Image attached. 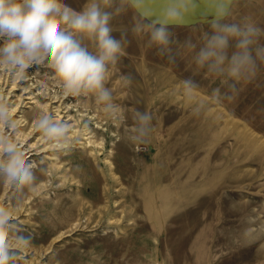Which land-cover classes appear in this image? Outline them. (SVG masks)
I'll return each mask as SVG.
<instances>
[{"label": "rangeland", "instance_id": "rangeland-1", "mask_svg": "<svg viewBox=\"0 0 264 264\" xmlns=\"http://www.w3.org/2000/svg\"><path fill=\"white\" fill-rule=\"evenodd\" d=\"M62 2L81 11L88 0ZM152 13L159 15L158 5ZM203 13L198 7L185 27L173 29L174 38L199 46L209 30ZM244 17L264 28V0H236L228 21ZM135 20L129 9L111 21L117 39L127 31L106 82L125 109L122 124L93 96L63 97L44 65L29 68L25 81L0 66V96L13 109L15 135L36 176L16 199L0 178V204L33 237L16 264H264V63L232 100H217L213 90L227 89L196 70L193 52L181 49L169 64L147 47V36L132 33ZM128 74L130 88L120 79ZM188 78L198 85L192 100L183 94ZM132 109L153 115L146 145L130 140ZM40 114L70 125L67 154L35 131Z\"/></svg>", "mask_w": 264, "mask_h": 264}, {"label": "clouds", "instance_id": "clouds-1", "mask_svg": "<svg viewBox=\"0 0 264 264\" xmlns=\"http://www.w3.org/2000/svg\"><path fill=\"white\" fill-rule=\"evenodd\" d=\"M236 0H88L81 11L62 0H0V66L9 69L15 79H28L27 70L44 65L51 69L53 80L63 97L93 96L95 103L112 121H126L125 109L114 102L113 90L106 87L109 73L124 54L127 31L117 39L111 21L129 9L136 13L131 31L147 36L146 45L156 54L175 64L181 49L193 52L196 70L219 78L226 87L213 97L232 100L238 84L251 81L264 63V28L250 18L229 22ZM159 6L153 18L152 6ZM203 7L202 24L208 26L197 46L191 39L182 43L174 38V28L185 27ZM111 9V10H108ZM88 41L94 51L89 50ZM122 86L130 88L131 74L121 76ZM183 94L194 98L198 85L191 78L182 81ZM197 107L196 111H199ZM135 145H146L152 132L153 115L148 111L131 110ZM86 127V125H85ZM34 129L53 149L70 151V125L50 114H40ZM18 121L6 97L0 96V178L16 199L36 181L33 165L26 160L19 139ZM33 246V237L26 235L14 220L13 212L0 204V264H16L22 251Z\"/></svg>", "mask_w": 264, "mask_h": 264}, {"label": "bare ground", "instance_id": "bare-ground-1", "mask_svg": "<svg viewBox=\"0 0 264 264\" xmlns=\"http://www.w3.org/2000/svg\"><path fill=\"white\" fill-rule=\"evenodd\" d=\"M57 94H58V92H57ZM56 93H55V97H53V99L54 100H56V99H58L60 96H56L57 95ZM47 96H49V95H47ZM60 101V100H59ZM53 102V101H52ZM43 107V106H42ZM41 106H40V108H42ZM44 107H46V111H47V113L49 112V109H48V107L47 106H44ZM44 109V108H43ZM52 109V108H51ZM45 111V110H44ZM43 111V112H44ZM62 111V110H61ZM58 112V111H57ZM52 114V113H51ZM59 116V115H58ZM58 120H60V119H58ZM86 130H88V129H86ZM96 130V129H95ZM93 131V130H92ZM98 131V130H97ZM84 132H85V130H84ZM91 132V131H90ZM99 132V131H98ZM97 132V133H98ZM94 133V132H93ZM82 134V133H81ZM91 134V133H90ZM77 135H79V134H77ZM83 135H84V133H83ZM88 135V134H87ZM43 140V139H42ZM25 141V140H24ZM25 143V142H24ZM36 146H37V143H36ZM88 149V148H87ZM85 150V149H84ZM88 152V151H87ZM81 153V152H80ZM93 153V152H92ZM86 154V153H85ZM89 155H90V153H89ZM76 156V155H75ZM78 157V156H77ZM83 157V156H82ZM85 157V156H84ZM90 157V156H89ZM71 158V157H70ZM91 158V157H90ZM59 159H60V157H59ZM84 159V158H83ZM88 159V158H87ZM72 160V159H71ZM70 160V161H71ZM60 161V160H59ZM88 161V160H87ZM90 162V161H89ZM69 163V162H68ZM74 163V162H73ZM62 166H63V163H62ZM72 166V165H71ZM56 167V166H55ZM58 167V166H57ZM73 168V167H72ZM53 169H54V167H53ZM52 169V170H53ZM57 169V168H56ZM75 168H73V170H74ZM49 170H50V168H49ZM69 170V169H68ZM76 170V169H75ZM60 171V170H59ZM67 171V170H66ZM70 171L72 172V170H71V167H70ZM62 172V171H61ZM57 173V172H56ZM78 173V172H77ZM70 174V173H69ZM56 176V175H55ZM60 176V175H59ZM67 176V175H66ZM57 177V176H56ZM64 177V176H63ZM54 179H55V177H54ZM52 180V179H51ZM57 180V179H56ZM63 180V179H62ZM67 180V179H66ZM64 181V180H63ZM62 181V182H63ZM55 182V181H54ZM68 186V185H67ZM66 188V187H65ZM68 188V187H67ZM79 188V187H78ZM74 191V190H73ZM78 192H79V190H78ZM76 194V193H75ZM74 194V195H75ZM64 197V196H63ZM72 197H73V195H72ZM71 197V199H74V198H72ZM54 198V197H53ZM68 198V197H67ZM61 199H63V198H61ZM80 199V198H79ZM51 200V199H50ZM64 200V199H63ZM65 201V200H64ZM73 202V200H70V203H72ZM74 201H75V199H74ZM79 201V200H78ZM80 203V202H79ZM78 204V203H77ZM73 205V204H72ZM76 205V204H75ZM82 206H83V204H82ZM85 206V205H84ZM84 208V207H83ZM83 211V210H82ZM105 212V211H104ZM85 213V212H84ZM83 213V214H84ZM81 214V213H80Z\"/></svg>", "mask_w": 264, "mask_h": 264}]
</instances>
